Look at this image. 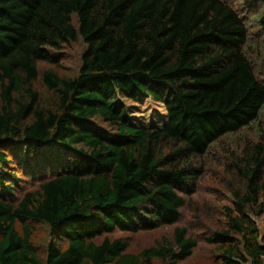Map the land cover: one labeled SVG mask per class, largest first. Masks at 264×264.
Listing matches in <instances>:
<instances>
[{
	"label": "trees",
	"instance_id": "1",
	"mask_svg": "<svg viewBox=\"0 0 264 264\" xmlns=\"http://www.w3.org/2000/svg\"><path fill=\"white\" fill-rule=\"evenodd\" d=\"M262 218L264 0H0V264H264Z\"/></svg>",
	"mask_w": 264,
	"mask_h": 264
},
{
	"label": "rangeland",
	"instance_id": "2",
	"mask_svg": "<svg viewBox=\"0 0 264 264\" xmlns=\"http://www.w3.org/2000/svg\"><path fill=\"white\" fill-rule=\"evenodd\" d=\"M256 15L258 13L254 14L251 13L247 16V19L250 22H254ZM252 28H254V32L260 31L259 26L255 23L252 24ZM85 51V45L83 44V41L80 40L79 43L73 44L70 47L63 49L59 54L56 55V58L61 60V64L70 72H77L78 67L80 65V59L82 54ZM127 108L135 110V114L132 115L134 119H140V117H144V115H147L148 121L150 123H157L162 126H164L166 117L164 108L160 105L155 103L154 101L150 99H142L137 102H125ZM159 117V118H158ZM237 138V137H236ZM215 182L214 180H204L201 186V191L199 193V196H197V199H199L202 203H205V201L210 202L213 207L220 206L216 205L214 203V192H213V185L212 183ZM205 199V201L203 200ZM225 204V203H224ZM223 205V204H222ZM193 214L189 209L184 210V216L182 219V224H184L186 221H192ZM260 224V229L262 231L264 226V218L258 220ZM173 229H168L166 231L155 232V234L152 235H158L162 236L165 232V234L170 235ZM154 236L150 237H134L131 239V247L132 251H136L137 249H141L143 247H146L147 245H150L151 241L153 240Z\"/></svg>",
	"mask_w": 264,
	"mask_h": 264
}]
</instances>
